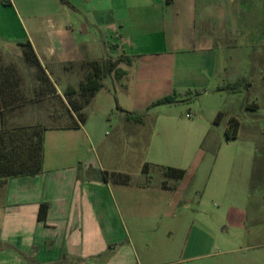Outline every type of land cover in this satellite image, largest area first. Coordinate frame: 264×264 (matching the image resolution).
<instances>
[{"label":"crops","instance_id":"1","mask_svg":"<svg viewBox=\"0 0 264 264\" xmlns=\"http://www.w3.org/2000/svg\"><path fill=\"white\" fill-rule=\"evenodd\" d=\"M67 1L0 0V77H24L23 89L32 98L17 104L19 95L7 97L0 129L2 112L15 118L18 110L22 115L31 111L32 124L45 129L42 172L0 182V264H173L180 261L177 255L185 260L210 256L207 234L212 236L213 229H202L190 215L181 217L191 209L188 202L196 188L183 185V179L175 188L148 178L105 180L108 160L96 147L95 126L114 110L128 123L139 122L128 119L126 111L139 114L180 103L201 111L198 100L211 96L244 112L245 118L237 112L228 116L226 128L231 117L240 121L237 137L243 128L264 131V116L258 114L262 103L250 91L253 72L264 60V0ZM27 41L39 65L24 57L22 43ZM120 55L133 58L132 65L118 64L128 73L121 79L114 72L102 78V87L82 108V123L66 90L76 87L71 97L81 102L80 85L92 63ZM41 77H49L54 92ZM44 86L48 91L41 94ZM171 94L180 101L154 106ZM251 101L258 106L249 107ZM47 103L48 109H40ZM222 105L216 108L223 113L220 122L226 114ZM64 112L70 124L47 126L40 118L46 114L56 122ZM238 164L245 183L233 189L245 196L226 204L233 210L229 215L245 226L263 223L262 202L250 205L251 196L260 193L256 180L250 181L258 163L240 157ZM214 166L212 189L224 199L231 187L217 180L224 169L218 160ZM190 176L195 184L199 168ZM42 203L49 204L45 220L38 219ZM249 235L255 244L246 253L253 246L264 248L260 228Z\"/></svg>","mask_w":264,"mask_h":264},{"label":"rangeland","instance_id":"2","mask_svg":"<svg viewBox=\"0 0 264 264\" xmlns=\"http://www.w3.org/2000/svg\"><path fill=\"white\" fill-rule=\"evenodd\" d=\"M60 3L65 2L60 0ZM260 60L262 64L256 66L258 71L253 72L255 81L250 91L251 95L259 96L258 100L262 103V107L258 114L264 116V60ZM248 85L247 82L242 84L245 90H248ZM233 87L235 88V86H228L230 90ZM223 100L227 99L202 97L198 100L201 111H196L195 106L188 103H180L174 107H151L149 111L139 113L143 116L142 123L121 121L114 110L108 113L107 118L103 119L101 124L95 126V133L100 141V145L96 143V147L98 146L100 154L107 158L106 168L109 169V180L114 183L117 176L113 173L128 174L131 182L146 179L147 176L142 170L146 162L152 164L148 172L152 175L150 180L153 183L166 180L167 184H174V179L167 178L158 165L187 170L183 185L193 186L196 189L188 202L191 209L184 210L181 217L185 218L190 215L191 218H196L202 229L204 227L213 229L212 236L207 234L209 237L207 251L209 250L212 254L208 257L188 260L181 259L183 257L177 255L174 258L180 261L173 264H264V248L253 246L251 251L246 253L247 247L255 244V241H251L249 233L259 228L264 233V222L245 226L238 216L230 217L229 214L230 212L233 214V210L226 205L233 199L239 200L245 196L233 189L235 185L245 183L239 171L241 169L238 164L240 157L248 164L253 160L258 163L257 174L252 176L250 181L251 179L256 180L255 185L259 187L260 193L251 196L250 205L259 201L264 205V146L259 145L264 139V131L243 128L238 137L228 138L225 130L229 114L237 112L239 117H245H243L244 112L227 105ZM223 102L225 105H222ZM48 105L49 103L41 106L40 109L46 110L49 108ZM221 105L223 106L222 111L226 114L221 122H217L216 117L219 111L216 108H220ZM248 106L257 107L258 103L251 101ZM59 110L61 108H56V112ZM20 112L21 110H18L15 113V116H18L15 118L10 115L11 124L31 125L35 115L31 111L29 114L25 112L24 115ZM187 114L192 115L187 116ZM67 115L66 112L62 113L61 119L56 122L47 118L46 114L41 115L40 118L47 126L70 124ZM254 134L257 135L258 144L253 139ZM217 160L224 167L221 170L222 173L218 174L217 180L221 185L226 182V185L231 187L230 192L224 194V199L216 189H212L215 184L209 179L215 170L217 173L218 169L214 166ZM198 168L199 177L193 184L190 173ZM166 221L167 219L165 223Z\"/></svg>","mask_w":264,"mask_h":264},{"label":"trees","instance_id":"3","mask_svg":"<svg viewBox=\"0 0 264 264\" xmlns=\"http://www.w3.org/2000/svg\"><path fill=\"white\" fill-rule=\"evenodd\" d=\"M68 3L67 0H63ZM5 2V1H4ZM24 45V57L26 61L32 64H37L34 49L29 41L22 43ZM125 62L127 65H132L133 58L127 55H120L115 59L109 58L105 61L94 62L93 70L87 77V79L81 83L80 90L82 92V101L78 102L74 100L71 95L77 92L76 87L69 86L66 90L68 95V101L71 104L72 110L76 112L78 119L84 123L86 121V114L82 111V108L90 103L96 91L102 87V78L107 74L114 72V76L117 79L123 78L128 71L122 67H118V64ZM42 83L45 85H51L53 92L55 88L52 86L49 77H41ZM26 82L24 77H0V108L2 104L7 105V97L16 96L19 97L17 104H25L32 98L29 97L24 91ZM234 88V87H233ZM48 91L46 86L41 87L40 92ZM177 95L171 94L164 96L163 98L156 101L154 106L162 104H172L179 102ZM128 119L136 122H143V116L141 114H134L126 111ZM223 113L219 112L216 121L219 122L222 118ZM74 126H78L77 121L73 122ZM240 128V121L237 117H231L229 125L226 128V136L228 138H235L238 135ZM44 127L41 124L31 125H13L10 122V114L2 112V128L0 129V181H6L12 176L21 175H36L43 170V156H44ZM152 164L145 163L143 165V173L146 174L147 178H151V174L148 172L149 167ZM162 168L164 175L167 178L174 179L173 185H168L165 181H162V186L167 188H175L178 182L183 179L187 173L184 168L158 165ZM117 177L115 182L129 183L130 176L128 174L122 175L121 173L114 174ZM123 176V177H121ZM104 179H109L108 171L104 172ZM49 204L42 203L40 205L38 219L45 220L48 212Z\"/></svg>","mask_w":264,"mask_h":264},{"label":"built area","instance_id":"4","mask_svg":"<svg viewBox=\"0 0 264 264\" xmlns=\"http://www.w3.org/2000/svg\"><path fill=\"white\" fill-rule=\"evenodd\" d=\"M192 114H187V116H191Z\"/></svg>","mask_w":264,"mask_h":264}]
</instances>
